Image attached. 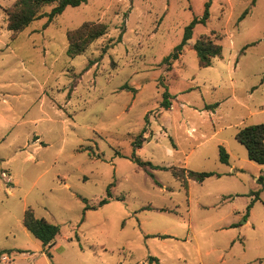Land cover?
I'll return each mask as SVG.
<instances>
[{
	"label": "rangeland",
	"instance_id": "obj_1",
	"mask_svg": "<svg viewBox=\"0 0 264 264\" xmlns=\"http://www.w3.org/2000/svg\"><path fill=\"white\" fill-rule=\"evenodd\" d=\"M14 1L0 0V264H264V164L235 139L264 123V0H210L170 62L209 0H85L12 38ZM86 21L107 33L70 58L66 34ZM204 35L222 47L208 67L193 50ZM173 167L225 174L184 188ZM27 208L59 225L50 246Z\"/></svg>",
	"mask_w": 264,
	"mask_h": 264
},
{
	"label": "trees",
	"instance_id": "obj_2",
	"mask_svg": "<svg viewBox=\"0 0 264 264\" xmlns=\"http://www.w3.org/2000/svg\"><path fill=\"white\" fill-rule=\"evenodd\" d=\"M84 1L85 0H15L12 7L6 8L4 10L6 13V27L11 32L10 37L14 38L17 32L24 30L31 24L33 20L43 15H46L48 17V21H50L53 19V17L59 15L66 7L78 6ZM255 1L256 0H252L251 4L253 5ZM53 4L54 6L52 7L50 12L46 14L41 13V9L43 6ZM209 6L210 0L205 3L204 13L202 17L194 18L192 22L188 26H186L181 43L175 48L173 53H171L163 60V62H170L178 58L183 46L191 38L192 28L194 24L199 22L204 23L208 19ZM247 13L248 8L239 17V19L243 18ZM106 33L107 26L104 23L91 21L82 23L79 27L67 32L66 37L68 45L66 54L70 58H74L75 56L82 54L92 42L102 37ZM193 50L195 51L198 65L200 67H208L211 66L214 57H218L221 55L222 47L212 38L204 35L193 44ZM93 63V61H89V65ZM122 89H128L134 92L136 91L135 88L128 85L123 86ZM170 97V93L164 90L162 93V100L160 102V105L163 108L169 107ZM217 105V103H214L208 104L205 107L207 109H214ZM145 120L146 122L148 121L147 116H145ZM144 131L145 127H143L141 132L135 137L133 141V151L142 147V144L145 140L143 136ZM235 139L245 147L249 160L254 161L258 164H264V123H256L240 128L235 134ZM218 158L219 161L223 164L229 163V154L223 146H219ZM131 159L143 168L150 166L151 168L167 169L164 166L154 165L149 161H143L139 159L135 155V152L132 153ZM172 173L175 178L181 181L184 188H187L188 179L202 182L208 177L220 176L219 173H215L212 171H194L189 170L185 167H173ZM257 182L260 184V189L255 192L254 199H258L260 190L264 189V174L258 176ZM110 195V192H108V196ZM81 199L86 202L85 198ZM106 202V199H102L99 204L102 205ZM92 207L93 206H89L87 204L85 206V209ZM22 224L28 232H30L36 239H38L42 243L44 247L50 246L59 233V225L50 222L45 218L36 217L31 208L25 209L22 217ZM165 237L167 236H161V238ZM10 251L11 250L9 249L0 250V255H2L3 253H9ZM149 261H155L156 263H158V259L154 257L150 258Z\"/></svg>",
	"mask_w": 264,
	"mask_h": 264
},
{
	"label": "crops",
	"instance_id": "obj_3",
	"mask_svg": "<svg viewBox=\"0 0 264 264\" xmlns=\"http://www.w3.org/2000/svg\"><path fill=\"white\" fill-rule=\"evenodd\" d=\"M226 165H230V163H228V164H226ZM230 168H231V173H234L235 172V166H233V165H230ZM221 176H224V172H222V173H219Z\"/></svg>",
	"mask_w": 264,
	"mask_h": 264
}]
</instances>
